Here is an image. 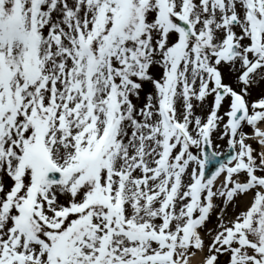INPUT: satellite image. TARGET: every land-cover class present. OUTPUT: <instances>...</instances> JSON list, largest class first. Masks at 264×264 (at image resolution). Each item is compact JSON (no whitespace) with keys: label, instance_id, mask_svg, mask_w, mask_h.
I'll list each match as a JSON object with an SVG mask.
<instances>
[{"label":"snow or ice","instance_id":"obj_1","mask_svg":"<svg viewBox=\"0 0 264 264\" xmlns=\"http://www.w3.org/2000/svg\"><path fill=\"white\" fill-rule=\"evenodd\" d=\"M0 264H264V0H0Z\"/></svg>","mask_w":264,"mask_h":264}]
</instances>
